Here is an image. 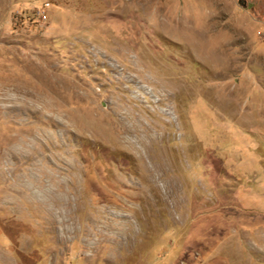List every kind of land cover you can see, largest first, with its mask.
Instances as JSON below:
<instances>
[{
  "label": "rangeland",
  "instance_id": "obj_1",
  "mask_svg": "<svg viewBox=\"0 0 264 264\" xmlns=\"http://www.w3.org/2000/svg\"><path fill=\"white\" fill-rule=\"evenodd\" d=\"M262 128L264 0H0V264H264Z\"/></svg>",
  "mask_w": 264,
  "mask_h": 264
},
{
  "label": "bare ground",
  "instance_id": "obj_2",
  "mask_svg": "<svg viewBox=\"0 0 264 264\" xmlns=\"http://www.w3.org/2000/svg\"><path fill=\"white\" fill-rule=\"evenodd\" d=\"M114 71H116V70H114ZM121 120H123V119L121 118ZM124 120H127V119L124 118ZM119 122H120V121H119ZM134 122H135V121H134ZM138 122H139V121H138ZM127 124H128V123H127ZM125 125H126V124H125ZM126 126H127V125H126ZM133 126H134V125H133ZM133 126H132V127H133ZM122 127H123V126H122ZM124 127H125V126H124ZM120 128H121V127H120ZM122 131H124V130H122ZM127 131H128V130H126V132H127ZM124 132H125V131H124ZM129 132H130V131H129ZM131 132H132V131H131ZM150 136H151V135H150ZM130 137H131V136H130ZM152 138H153V137H152ZM136 139H138V138H136ZM126 141H127V140H126ZM130 141H131V140H130ZM127 143H128V142H127ZM137 143H138V141L136 142V144H137ZM139 143H140V142H139ZM143 143H144V142H143ZM132 144H133V143H132ZM55 189H56V188H55ZM52 207H53V206H52ZM47 211H48V210H47ZM49 211H51V210H49ZM49 211H48V212H49ZM56 213H57V211H56ZM58 213H59V212H58ZM54 214H55V213H54ZM58 215H59V214H58ZM67 220H68V219H67ZM59 223H60V222H59ZM51 225H52V224H51ZM69 228H70V227H69Z\"/></svg>",
  "mask_w": 264,
  "mask_h": 264
},
{
  "label": "crops",
  "instance_id": "obj_3",
  "mask_svg": "<svg viewBox=\"0 0 264 264\" xmlns=\"http://www.w3.org/2000/svg\"><path fill=\"white\" fill-rule=\"evenodd\" d=\"M258 134H260L262 137H264V128L261 129V132H257ZM264 189H262V193L261 195H263ZM260 194V193H259ZM264 197V196H263Z\"/></svg>",
  "mask_w": 264,
  "mask_h": 264
},
{
  "label": "built area",
  "instance_id": "obj_4",
  "mask_svg": "<svg viewBox=\"0 0 264 264\" xmlns=\"http://www.w3.org/2000/svg\"><path fill=\"white\" fill-rule=\"evenodd\" d=\"M40 14H41L42 20H47V16H46V14H45L44 11L43 12H40Z\"/></svg>",
  "mask_w": 264,
  "mask_h": 264
}]
</instances>
